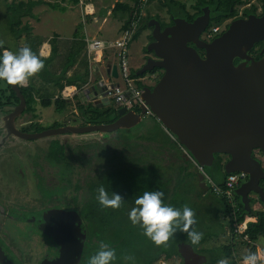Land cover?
<instances>
[{
    "label": "trees",
    "instance_id": "1",
    "mask_svg": "<svg viewBox=\"0 0 264 264\" xmlns=\"http://www.w3.org/2000/svg\"><path fill=\"white\" fill-rule=\"evenodd\" d=\"M0 1L4 6L2 12L7 16L10 39L13 38L16 42L12 49V46L1 36L0 51L8 49L16 52L19 48L28 45L38 55L42 42L39 37L33 35L31 26L24 20L34 19L33 10L40 5H46L51 10L63 13L68 4H78V0ZM152 1H117L112 7L111 15L122 20V30L128 28L133 20H137V29L132 41L147 29V22L150 19L159 21L162 27L168 25L157 14L145 17L141 15L145 5ZM247 1L196 0L195 4L191 6L196 10V14L192 16L188 15L185 3L180 0H158L157 9L165 10L171 24V17L187 16L188 21H191L196 15L201 14L202 7H207L211 10L209 26L211 27L213 24L222 25L226 20L237 18L239 8L244 6ZM260 9V15H262L264 0H260ZM256 13L257 6L255 5H250L242 10L244 17ZM74 37L77 40L72 42L63 54L59 50L56 39H53L50 44V56L48 58L40 57L44 61L43 69L30 77L27 85L19 86L26 102V108L17 122L21 131L29 132L25 125L34 128L33 133L46 130L38 121V109L53 107L56 113L64 112L68 102L61 99L60 92L63 88L74 85L80 87L86 84L89 76L88 64L83 65L84 72L81 76L75 78V76L68 75V71L74 67L76 60L85 49L82 34L77 31L74 33ZM21 39H24L23 45L18 43ZM257 45L258 43L254 46ZM259 50L260 48L252 49L255 51L253 53H257ZM59 55L65 56L60 63H57L56 59L59 58ZM57 70L59 72H56ZM130 71L131 77L135 79L144 76H136L135 71L131 69ZM78 81L80 84L77 83ZM138 86L143 87L141 83H138ZM18 102L11 85L5 83V87L0 89V115L9 113ZM77 111L78 115H74V118L80 126L109 124L118 117L117 109L111 106L98 108L91 104L78 105ZM152 120L154 121L153 128L156 129L153 134L143 133L145 130L132 133L131 130L137 126L129 130H117L126 132L127 135L122 136L112 135L117 131L102 135L96 133L97 135L94 137H84L75 143H79L78 145L68 146L66 150L59 152L61 158H65V154L67 155L66 169L72 176L78 174L72 162H75V165H78L76 162H80L81 169L82 166L88 165V178L84 184L81 185L78 180L72 183L70 181V193L64 196L65 204L70 207V211L75 212L78 218L80 237L83 235V239H81L83 249L78 264H87L89 256L98 250L102 241L115 248L117 259L114 264H154L158 260L171 261L175 258H179L182 263L178 252L180 243L188 244L195 252L204 255L207 259L205 264H217L221 258H228L230 264H236L238 261H242L241 258L247 251L256 253L255 244L264 241V211H254L250 206V211L246 212L240 198L234 193V204L238 209L235 215L232 214V204L225 197L217 196L212 192L211 185L210 187L208 185L209 182L207 183L206 180L207 184L203 182V174L198 172L192 161L187 160V156L178 142L165 131L155 118ZM66 124H73V121L55 123L52 127L57 128ZM130 132L131 134H129ZM159 137L163 139H158ZM145 146H151V149L154 147L158 156L146 158ZM167 152L180 155L175 162L165 166L159 161V158H165ZM150 154L148 151L147 156ZM223 164V157L216 155L212 166L204 168L210 182L222 188L225 187L227 178V174L223 171ZM193 165L196 168L194 167L195 172L192 174L189 168L190 166L193 168ZM99 186H103L109 193L120 194L123 199L121 207L118 209L103 208L96 200V189ZM155 190L164 193L163 202L165 204L177 208L187 205L193 209L196 218V224L193 227L203 233L198 245L190 244L186 232L178 230L166 244L158 246L143 235L142 229L138 225L131 224L128 219V211L134 206L136 197L142 195L144 191ZM253 202L252 200L251 203ZM247 215L256 217V222H250L245 231L250 242L244 241L243 235L238 236L233 232L235 223L242 221ZM227 217H229V221L224 225L221 218L226 219ZM226 231L230 232V242H220L221 236ZM125 256H131L134 259L126 262Z\"/></svg>",
    "mask_w": 264,
    "mask_h": 264
},
{
    "label": "water",
    "instance_id": "2",
    "mask_svg": "<svg viewBox=\"0 0 264 264\" xmlns=\"http://www.w3.org/2000/svg\"><path fill=\"white\" fill-rule=\"evenodd\" d=\"M209 21L210 10L207 7L192 22L172 17V25L163 30L159 21L151 19L147 27H153L154 40L146 50L153 52L156 59H149L135 75L142 76L153 69L162 70L161 77L153 86H143L145 106L201 172L211 167L219 155L224 159L223 171L227 175L236 172L247 175V181L236 189L235 194L245 211L249 212L251 194L264 202V187L260 184L264 180V169L252 155L256 149L264 154V58L249 65H234L233 59L249 60L248 52L259 42H263L264 52V13L232 20L219 37L206 43L200 36ZM189 43L194 47L188 46ZM196 49L205 51L204 58ZM111 75L118 79L116 66L112 68ZM11 88L19 102L1 118L3 133L0 147L10 137L39 140L63 134L102 135L129 130L144 118L145 107L139 112L119 108L117 119L109 124H68L36 133L24 132L15 123L24 112L26 102L18 84L11 85ZM98 92L101 93L102 89ZM103 100L95 98L94 105L98 108L103 103L110 105L109 100ZM55 213L56 210L47 213L52 219L44 220L42 226L58 248V257L50 264H78L83 235L80 237L79 225L71 217H76V214L73 211L58 213L68 218L61 228L58 222L50 226V221L59 217ZM178 252L182 264H205L207 261L204 255L185 243L178 245ZM4 261L0 260V264H8Z\"/></svg>",
    "mask_w": 264,
    "mask_h": 264
},
{
    "label": "rangeland",
    "instance_id": "3",
    "mask_svg": "<svg viewBox=\"0 0 264 264\" xmlns=\"http://www.w3.org/2000/svg\"><path fill=\"white\" fill-rule=\"evenodd\" d=\"M45 1L50 2V0ZM116 1L124 2L127 0H96L97 7L95 9L98 8L102 11L104 8H111ZM157 1L158 0H153L151 3L146 4L141 15L145 17L157 14L162 21L168 22L169 18L164 12L165 10L160 11L157 9ZM180 1L185 3L186 9L189 11L191 6L196 2V0ZM2 3L3 2L0 1V37H6L5 40L8 41L12 47H15V40L13 38L9 40L8 38L7 16L1 11L4 8ZM250 5L257 6V13L260 12V0H248L244 6L239 8L238 16H241L242 10ZM68 6L72 5L68 4ZM33 11L42 19L45 13L46 15L53 16L52 22H46L47 28L52 27L58 29L59 31H62V34L64 35L67 32H72L73 28H75V23H72V18H70V20L67 19L69 16L68 12L62 13L54 10L51 11L46 5H40ZM74 12L73 16L78 17L76 11ZM93 19L98 23L105 22L101 25L98 34V37L103 40L115 38L118 34L119 25H122V22L120 24L118 21L113 20L110 15L106 14V12H104L101 17L95 15ZM24 21L28 22V19H25ZM148 34L149 30L146 29L136 40H131L128 49L129 66H131L132 62H136L137 67L144 63L145 59L143 55L147 53L142 52L141 50L147 40H149L147 38ZM21 41L24 42V39H21ZM20 44L23 45L22 42L19 43V45ZM60 48L62 51L65 49V46L60 45ZM4 87L5 82L0 81V89H3ZM109 106L117 109L113 101L110 102ZM44 113L42 114L44 119L40 124L46 129L54 128L52 126H54L55 123L59 124L60 122H67L66 120L61 121L60 119L61 115L64 114L63 112L60 113L61 115L56 114L53 116L51 112H49V116L47 115L48 112H46L45 115ZM74 115H76L75 112L71 111L68 115V119L74 118ZM1 118L2 117H0V119ZM77 123L75 122L73 124L78 125ZM1 124L0 120V126ZM153 124L154 121L152 120V117L146 116L143 118L142 122L131 131L132 133H136L145 130L143 133L153 134V131L156 130L153 128ZM25 126L27 127L26 129L29 130V133L34 132V128L32 129L31 127H28V125ZM125 133L126 132L124 131H117L112 135L115 134L116 136H122ZM129 134H131V132ZM95 135L97 134H87L82 136L63 134L58 137L42 138L39 140H22L11 137L8 142L0 147V245L5 250L8 258L10 257V259L15 262L14 264H42L43 262L48 261L49 258H53L56 254L55 248L50 246L51 242L48 236L40 229L37 221L42 218L45 220L48 215L47 213L55 212V210V214L71 212L69 210L70 207L65 204L64 198L65 195L70 193V181L72 183L78 180L82 185L88 178V165H86V163V167L82 166L83 168L81 169L79 166L80 162H76L78 165H75V162H72L73 166L78 171V174L76 173L72 176L70 175V171L66 169L65 161L67 155L63 152L65 158H61L59 152L64 149L66 150V147L68 146L78 145L79 143H75L84 137L90 138ZM158 139L163 138L159 137ZM145 147L146 158L149 159L158 156L154 147H152V149L151 146ZM148 151L149 154L151 153L149 156H147ZM165 154V158H159V161L165 166L175 162L176 158L180 155L169 152ZM195 166L193 165V168L192 166L189 168V171H191L192 174L195 172ZM196 169H198V167ZM203 173L207 176L206 172ZM204 180L208 183L206 177ZM208 185L210 187L209 183ZM252 209L254 210V206ZM71 217L78 222V218ZM180 263L181 260L175 258L171 261L158 260L154 264Z\"/></svg>",
    "mask_w": 264,
    "mask_h": 264
},
{
    "label": "clouds",
    "instance_id": "4",
    "mask_svg": "<svg viewBox=\"0 0 264 264\" xmlns=\"http://www.w3.org/2000/svg\"><path fill=\"white\" fill-rule=\"evenodd\" d=\"M44 67V61L25 45L16 52L8 49L0 51V81L9 85L25 84L29 78L39 73ZM96 200L103 208L118 209L123 199L120 194L109 193L103 186L96 189ZM164 193L160 190L144 191L136 197L134 206L128 211L131 224L138 225L143 235L155 245L166 244L179 230L186 232L192 245H198L203 233L195 227L196 218L191 207L184 205L177 208L163 202ZM116 250L107 242H100L98 250L89 256L87 264H114ZM133 257L125 256L126 262ZM242 264H257V255L247 251L241 258ZM217 264H230L228 258H221Z\"/></svg>",
    "mask_w": 264,
    "mask_h": 264
},
{
    "label": "crops",
    "instance_id": "5",
    "mask_svg": "<svg viewBox=\"0 0 264 264\" xmlns=\"http://www.w3.org/2000/svg\"><path fill=\"white\" fill-rule=\"evenodd\" d=\"M121 2H123V1H121ZM93 6H94L93 12L94 11L95 12L91 15H88L86 13V11H84L83 8L81 6H79V4L72 5V6H68V5L66 6L65 12L69 13V16L67 19L70 20V18H72V21H73L72 23H75L74 24L75 28H73L72 32H67L65 35L62 34V31H59L58 29H54L52 27L47 28L46 22L47 21L52 22L53 16L46 15V13H45V15L42 19L38 14H36L33 11L35 18L34 19L33 18L28 19L27 18L28 23L32 28L33 35L39 37L41 42H42V45H41L40 50H39V56L42 58H48L50 56V53H51V45L50 44H51V41L53 39H56L57 45L59 46V50L63 54L68 49V46L71 45L72 42L77 40L74 37V33L79 31L83 36L82 41L85 43V49L82 52V54L79 56V58L76 60L74 67L68 71V75L69 76H71V75L75 76V78L81 76V74L84 72V66L83 65L85 63L88 64V68H89V76H88V80H87L86 84H84L80 87L78 85L65 86L63 88V90L60 92L61 99L68 102L66 110L63 112L64 114L61 115V114L56 113L53 107L45 108V109L39 108L37 111V113L39 115V120H38L39 123H41L42 120L44 119L42 116L44 111H45L44 115L46 114V112H48L47 115L49 116V112H51L52 116L56 115V114L61 115V118H60L61 121L66 120L67 122L73 121V123H75V121H76L75 118L68 119L69 118L68 115L70 114L71 111L75 112V114L78 115V111H77L78 105L85 106V105L91 104L93 106H96V105H94V102H93L95 98L97 100L99 99L101 102L104 101L103 100L104 99L103 98L104 86H106V88H107V87H111V86L120 84L119 76H118V79H115L111 75L112 68L114 66L117 67L116 59L114 58L113 51H110V50L104 51L103 53L98 54L96 59L93 60V53L89 52L87 41L88 40L89 41L90 40L113 41L120 36L121 31H122V28H121L122 25L121 26L119 25L118 34L115 38L103 40L102 38L98 37V34H99L100 29H101V25L104 24L105 22L98 23V22L94 21L93 18L95 15L98 17H101L102 14L104 12H106L107 15H110L113 20L118 21L120 24H121L122 20L119 17L115 18L111 15V9L114 5L111 8H108V9L104 8V10L100 11V9H98V8L95 9L97 7V5H96V0H94ZM1 11H4V8ZM74 11H76V14H78L79 20H78V17L73 16V14L75 13ZM65 12H63V13H65ZM122 24H123V22H122ZM72 27H73V24H72ZM143 32H144V30L142 31V33ZM142 33L140 35H142ZM8 38H9V40H11L9 35H8ZM2 39L4 41H6L5 40L6 37H4V36H2ZM21 42L23 43V41L19 40L18 43H21ZM7 43H9V42L7 41ZM60 45H64L65 49L61 51ZM12 49H13V47H12ZM64 56L65 55H59V58L56 59L57 63H60V61L62 59H64ZM131 66H130L131 70L135 71V73L140 67V66L137 67L136 62H132ZM56 72H59V70H57ZM77 83L80 84L79 81ZM100 84H103V86ZM101 89H102V92L101 93L98 92V91H101ZM64 94H66V96H64ZM111 101L112 100H110V102ZM101 102H99V103H101ZM103 104H104L103 106L106 107L105 103H103ZM3 116L4 115H0V117H3ZM19 119H20V117L16 120V124H17ZM1 123H2V120H1ZM66 125H68V124H66ZM0 127H1L0 135L2 136V133H3L2 124ZM201 173H203V172H201ZM203 176H204V179H205V177H207L205 174H203ZM204 179H203V182H205ZM253 199L255 201L253 200L254 202L251 203L250 206H252V208L254 206V211H259V210L264 211V203L261 202L260 200L256 199V198H253ZM221 222L225 225V222H227V221L224 220L223 218H221ZM230 238H231L230 232L226 231L225 234L221 236L220 242L229 243ZM263 246H264V241L263 240L259 241L258 247L263 248ZM256 250H257V248H256Z\"/></svg>",
    "mask_w": 264,
    "mask_h": 264
},
{
    "label": "built area",
    "instance_id": "6",
    "mask_svg": "<svg viewBox=\"0 0 264 264\" xmlns=\"http://www.w3.org/2000/svg\"><path fill=\"white\" fill-rule=\"evenodd\" d=\"M93 1L94 0H78L79 6L83 8L88 15L93 14ZM147 0H143L146 2ZM142 13V12H141ZM137 29V20H133L130 26L121 31L120 36L113 41H101V40H88L89 52L93 53V60L96 59L97 55L103 53L104 51L110 50L113 51L114 58L116 59V65L118 69V76L120 84L107 87L103 92V98L107 100H112L116 105L117 109L125 108L127 111H136L139 112L142 107H145L144 117L150 116L154 118L153 113L145 106V101L142 98L143 87H139L138 83H141L142 86L146 85L147 77H142L135 79L131 77V71L128 61V49L132 37L134 36ZM221 26L213 24L212 27L203 34V39L210 40L215 35L220 33ZM25 86L26 84H19ZM66 96V94H64ZM207 178V177H206ZM247 179V175L242 172H236L227 175L225 181V187H219L210 182L212 192L217 196L225 197L230 204H232V214L235 215L238 207L234 204V193L236 189ZM256 199L257 196H255ZM234 218V217H233ZM229 221V217L224 219ZM250 222H256V217L247 215L242 221L236 222L234 226V234L241 236L243 235V240L250 242L248 236L245 235V231ZM231 237V235H230ZM256 245V255H257V264H264V249L259 248L258 244ZM236 264H242V261H238Z\"/></svg>",
    "mask_w": 264,
    "mask_h": 264
},
{
    "label": "flooded vegetation",
    "instance_id": "7",
    "mask_svg": "<svg viewBox=\"0 0 264 264\" xmlns=\"http://www.w3.org/2000/svg\"><path fill=\"white\" fill-rule=\"evenodd\" d=\"M204 8H206V7H202L201 8V14H199V15H196L194 18H192L191 19V21H188V19H187V16H183V17H173V18H176V19H184L185 21H187V22H192L195 18H197V17H199V16H201L202 15V10L204 9ZM209 9V8H208ZM187 10V9H186ZM210 10V9H209ZM188 11V15H194V14H196V10H194V9H190V11L189 10H187ZM260 13H261V10H260V12L259 13H256V14H253V15H256V16H260ZM250 15H252V14H250ZM249 15H247L246 17H244V16H238L237 18H234V19H240V18H247ZM171 19H172V17H171ZM234 19H232V20H234ZM151 20V19H150ZM149 20V21H150ZM232 20H226L222 25H220L221 26V31H220V33H218L217 35H215L212 39H210V40H205V39H203V34L207 31V30H209L211 27H209L210 26V22H211V10H210V21H209V24H208V26L206 27V29H205V31L201 34V36H200V39L201 40H203V41H205L206 43H210L212 40H214L215 38H217V37H219L227 28H228V25L230 24V22L232 21ZM148 21V22H149ZM147 22V23H148ZM170 22V20L167 22V26H171L172 25V23L170 24L169 23ZM172 22V21H171ZM161 25V24H160ZM167 26H165V27H167ZM165 27H162V25H161V30H163ZM147 29L149 30V34L147 35V38L149 39V40H147V42H146V44L144 45V47L142 48V52H145V53H147V54H145V55H143V57H144V59H145V61H144V63H142V65L139 67V69H141L142 67H144L146 64H147V62H148V60L149 59H152V60H155L156 59V57H155V55H154V53L153 52H148L146 49H147V46L154 40L153 38H152V30H153V27H151V28H149V27H147ZM142 33V32H141ZM139 36H141V35H139ZM261 44V45H260ZM188 46H190V47H194V45L192 44V43H189L188 44ZM259 49L260 48V50L257 52V53H253V52H255V51H250V52H248V56H250V59L249 60H241V59H239L238 57H235L234 59H233V63H234V65H239V64H242V63H246L247 65H249L251 62H253V61H258V60H260V59H262V58H264V52L262 53V49H263V42H259L258 43V45L257 46H254L252 49ZM196 51H197V53H198V55L201 57V58H204V56H205V51L203 50V49H196ZM161 75H162V70H160V69H153L152 71H149V72H146L145 74H144V76L143 77H147V84L149 85V86H153L158 80H159V78L161 77ZM16 124V123H15ZM16 126L19 128V126H18V124H16ZM82 136V135H81ZM11 139V137L7 140V142L9 141ZM182 150H183V152H184V149L182 148ZM184 154L186 155V153L184 152ZM252 155H253V157L255 158V159H257L260 163H261V166H262V168L264 169V154L259 150V149H256V150H253V153H252ZM187 156V155H186ZM187 159H188V157H187ZM190 159V158H189ZM191 160V159H190ZM247 179H248V177H247ZM247 179L245 180V182L247 181ZM245 182H243V183H245ZM260 184H261V186L262 187H264V180H262L261 182H260ZM252 196H256L255 194H251V201L252 200H254L253 198H255V197H252ZM259 200V199H258ZM57 215H59V217L58 218H54V221H50V226H52L53 224H54V222L55 223H61V225H60V227L62 228L65 224H66V222H67V220H68V218L65 216V215H60V214H57ZM51 215H49V216H46L47 218H45V220H50V219H52V216L50 217ZM76 218V217H75ZM61 220V221H60ZM77 221V220H76ZM38 222V225H39V227H40V229L42 230V226L44 225V219L42 218L41 220H38L37 221ZM76 223H78V222H76ZM58 224V225H59ZM59 227V228H60ZM60 228V229H61ZM48 230H50V229H48ZM49 238V237H48ZM49 240H50V242H51V244H50V246H53L54 248H55V251H56V254L54 255V257L53 258H49V260L48 261H45V262H43L42 264H50V263H52L57 257H58V248H57V246L55 245V243L52 241V239H50L49 238ZM49 249H50V247H49ZM52 255V254H51ZM4 257V258H3ZM0 260L1 261H6L8 264H14L15 262L14 261H12V259H10V257L8 258V255L6 254V252H5V250L1 247V245H0ZM4 261V262H5ZM17 264H19V263H17ZM182 264V263H181Z\"/></svg>",
    "mask_w": 264,
    "mask_h": 264
}]
</instances>
